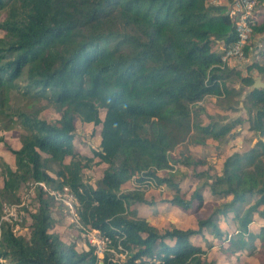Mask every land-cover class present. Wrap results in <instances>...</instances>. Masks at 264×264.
<instances>
[{
	"label": "trees",
	"instance_id": "obj_1",
	"mask_svg": "<svg viewBox=\"0 0 264 264\" xmlns=\"http://www.w3.org/2000/svg\"><path fill=\"white\" fill-rule=\"evenodd\" d=\"M213 1L0 0V131L24 132L13 152L14 168L0 158V264H216L192 241L204 230L228 242L221 247L228 257L254 254L257 241L264 255V229L256 234L249 228L255 214L264 216V89L249 93V130L259 137L250 150L226 157L215 173L209 159L171 158L191 138L195 145L222 142L246 123L239 118L202 125L196 120L203 112L198 105L208 97L239 96L228 87L230 77L251 88L250 73L264 74L258 62L248 65L246 75L223 67L222 50L215 46L236 40L227 14L232 0ZM262 35L264 19L252 39ZM14 93L22 104L13 105ZM42 102L60 114L58 121L41 117ZM76 118L101 126L95 154L106 168L97 188L83 180L89 164H82L73 145ZM179 163L194 172L204 169L195 173L204 182L190 198L175 182ZM133 178L135 189L124 192ZM29 181L57 191L69 188L80 204V224L108 237L126 261L109 252L100 259L91 246L79 252L74 243L63 242L54 232V199L40 187L39 207L23 209L28 235L2 223V202L18 203V191ZM152 183L172 189L166 203L185 211L194 204L201 210L206 190L219 205L198 221L197 230L161 231L135 209L155 205L143 191ZM230 214L238 228L226 236L218 223Z\"/></svg>",
	"mask_w": 264,
	"mask_h": 264
},
{
	"label": "rangeland",
	"instance_id": "obj_2",
	"mask_svg": "<svg viewBox=\"0 0 264 264\" xmlns=\"http://www.w3.org/2000/svg\"><path fill=\"white\" fill-rule=\"evenodd\" d=\"M221 3H225V0H219ZM0 36H3V32L0 31ZM252 42V40H251ZM252 45V43H250ZM222 46V45H221ZM215 50L221 52L220 45L215 46ZM255 58H251L248 55V60L240 66L236 67L241 75H246L247 67L252 62H255ZM254 77L262 76L260 80L264 83V75L259 73L257 70L253 71ZM231 81L228 83L230 89L238 91V95L226 96V97H208L204 102L200 103L198 107L203 108L200 116L196 118L197 121L201 122L202 125H207L211 121L217 122L221 125L232 123L237 119H243L246 123L238 125L237 128L229 135L224 141L216 142L213 140H208L206 145H195L192 142V138L180 144L171 154L172 160H181L182 157L192 156L194 158H204L209 159L212 162L211 173L218 172L222 167L223 161L226 157L232 155L233 153H245L250 150L254 144L259 140V137L255 136L249 130V109L252 105L249 93L252 88L244 86L235 77H230ZM256 81V80H255ZM13 105L18 106L24 101L17 94H13ZM43 108L41 117L48 122H56L60 119V114H58L53 107L46 106L45 102L40 104V108ZM105 112H101V118L103 119ZM75 139L73 141L74 148L76 152L82 158V164H89L87 168L83 171V180L86 184L92 185L97 188L103 178V173L106 168L105 164H101L100 159L96 156V152L99 151L100 144V131L101 126H94L91 124H84L79 118L75 119ZM24 132L21 128H16L9 132L0 131V158L5 160L11 167L14 168L15 157L13 152L21 147V141ZM91 159L92 162L88 160ZM67 163L70 162V158H67ZM175 182L180 184L183 191L186 192L187 197L190 198L192 193L200 185L203 184V179H198L195 173L202 172V168H197V171L186 168L181 163L175 164ZM172 173V172H170ZM168 173V174H170ZM161 176H164L161 174ZM3 175L0 169V190L3 187ZM32 182H27L21 186L18 191L19 202L23 199L25 203L29 205L30 210L28 212L35 211L38 207L37 195L38 191L32 190ZM135 189L131 185V181L127 182L123 186L124 192H129ZM145 197L149 202H153L155 205H136L137 217H144L151 225L155 226L159 230H167L172 228H178L181 230L188 229H198V221L208 217L219 205V202L213 198L209 191L204 192L205 204L201 210H198L195 204L188 211L182 210L178 207L173 206L166 201L170 200L174 191L168 189L167 187H157L154 183L149 184V187L143 188ZM35 193V195L31 194ZM5 204H13L8 201L2 202V209ZM25 211V214H26ZM53 218L55 221L54 232L59 235L61 240L66 244L74 243L76 249L79 252L86 251L89 249L88 239L84 237L83 231L77 226L74 221V215L68 212L67 208L63 206L60 202L54 200L53 202ZM23 212V211H20ZM3 213V210H2ZM26 214V219L20 224L17 234L28 235L30 228V220ZM74 221V222H73ZM221 231L227 234L236 233L237 223L234 220L233 214H230L225 220L220 217L218 223ZM250 231L258 234L261 229H264V216H259L257 214L253 217V222L249 226ZM222 236L223 239L226 237ZM192 241L196 245H200L207 249V258L214 261L216 264H264V255L259 252L261 247L260 243L256 242L257 251L254 254H250L249 251L237 253L235 256L228 257L223 253L221 247H228V242H219L210 234L208 230H204L202 235H197L192 238ZM212 245L209 247V245ZM115 259L121 262L126 261L123 254L115 251L112 253ZM105 256V255H104ZM104 257L101 256L100 259Z\"/></svg>",
	"mask_w": 264,
	"mask_h": 264
},
{
	"label": "built area",
	"instance_id": "obj_3",
	"mask_svg": "<svg viewBox=\"0 0 264 264\" xmlns=\"http://www.w3.org/2000/svg\"><path fill=\"white\" fill-rule=\"evenodd\" d=\"M212 4H222L219 0L211 2ZM261 0H232L228 5L227 14L234 17V32L236 40L233 44L223 47L221 54V62L223 67L229 66L231 62L238 65L244 64L248 60L247 48L250 46L253 28L263 19L260 18ZM132 185L136 186L135 178L131 180ZM32 190L40 187L47 192L55 201L65 206L72 215L77 226L83 231V235L88 239L89 246L95 248V255L99 258L109 253H115L110 247L111 241L108 237H104L98 230L85 228L80 224L78 209L80 204L76 196L65 187L63 191L52 190L44 183H31ZM35 195V193H31ZM23 209H30L28 203L22 199L21 203L5 204L1 217L2 223L10 224L14 227V232L19 230L20 224L23 222ZM73 221V222H74Z\"/></svg>",
	"mask_w": 264,
	"mask_h": 264
},
{
	"label": "crops",
	"instance_id": "obj_4",
	"mask_svg": "<svg viewBox=\"0 0 264 264\" xmlns=\"http://www.w3.org/2000/svg\"><path fill=\"white\" fill-rule=\"evenodd\" d=\"M260 18L264 19V0H261V3H260ZM251 40H252V42H251L252 47H250V49L248 51V55L251 58L254 57L255 60H258L255 62H258V64H260L262 67H264V35L254 37ZM218 44L220 45V49H223V47H222L223 45L221 43H218ZM240 66H242V65H238L235 62H231V64L229 65L230 68L235 69V70H238L236 67L240 68ZM253 71H256V70H253ZM252 72L250 74L254 77ZM262 75H264V74H262ZM261 78H262V76L254 77L255 80L261 79ZM131 185H132V183H131Z\"/></svg>",
	"mask_w": 264,
	"mask_h": 264
},
{
	"label": "water",
	"instance_id": "obj_5",
	"mask_svg": "<svg viewBox=\"0 0 264 264\" xmlns=\"http://www.w3.org/2000/svg\"><path fill=\"white\" fill-rule=\"evenodd\" d=\"M233 25H234V17H231ZM252 90L254 89H264V83H262L260 80H256L254 85L251 87Z\"/></svg>",
	"mask_w": 264,
	"mask_h": 264
}]
</instances>
